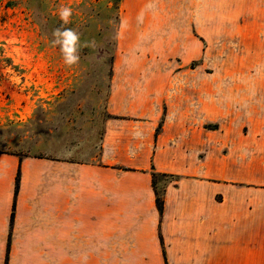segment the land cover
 <instances>
[{
  "label": "crops",
  "instance_id": "1",
  "mask_svg": "<svg viewBox=\"0 0 264 264\" xmlns=\"http://www.w3.org/2000/svg\"><path fill=\"white\" fill-rule=\"evenodd\" d=\"M120 68L94 161L0 151V264H264V102L234 99L247 127L234 122L218 155L191 122L214 120L198 81L139 89ZM22 86L0 80V104L9 91L25 117ZM153 171L178 176L161 214Z\"/></svg>",
  "mask_w": 264,
  "mask_h": 264
},
{
  "label": "rangeland",
  "instance_id": "2",
  "mask_svg": "<svg viewBox=\"0 0 264 264\" xmlns=\"http://www.w3.org/2000/svg\"><path fill=\"white\" fill-rule=\"evenodd\" d=\"M62 5L73 9L66 27L96 44L83 47L71 68L51 44ZM122 65L132 72L119 74L132 76L139 89L148 81L170 90L198 81L200 101L214 103V120L203 122L200 112L191 122L201 137L205 125L215 128L206 129L222 155L226 130L234 122L247 127L234 99L247 94L264 102V0H0V80L23 84L29 98L21 101V117L10 92L3 94L0 151L94 161L102 123L111 117L112 67ZM165 174L157 176L160 190L178 180Z\"/></svg>",
  "mask_w": 264,
  "mask_h": 264
},
{
  "label": "clouds",
  "instance_id": "3",
  "mask_svg": "<svg viewBox=\"0 0 264 264\" xmlns=\"http://www.w3.org/2000/svg\"><path fill=\"white\" fill-rule=\"evenodd\" d=\"M57 15L61 21V25L52 32L51 44L58 47L63 63L71 68L80 62V51L83 47L94 48L95 41H82L81 33L73 27H66L71 23L73 9L70 6L62 5L57 10ZM71 155V151L65 153Z\"/></svg>",
  "mask_w": 264,
  "mask_h": 264
},
{
  "label": "trees",
  "instance_id": "4",
  "mask_svg": "<svg viewBox=\"0 0 264 264\" xmlns=\"http://www.w3.org/2000/svg\"><path fill=\"white\" fill-rule=\"evenodd\" d=\"M214 126V125H213ZM159 131V127L156 128V133ZM155 133V134H156ZM19 175H20V171H19V168L17 169V172H16V176H15V192H17V187H18V182H19ZM158 175H161L163 177H167L169 176V174H165V173H158V172H155L153 171L151 173V177H152V180H151V183H152V189H153V192L155 194V203H156V207L159 211V213L161 214L162 213V210H163V202H164V192H165V187L162 188V190H160L157 186V176ZM13 211L11 212V220L13 218ZM162 243V242H161ZM165 264H167L166 260H165Z\"/></svg>",
  "mask_w": 264,
  "mask_h": 264
}]
</instances>
